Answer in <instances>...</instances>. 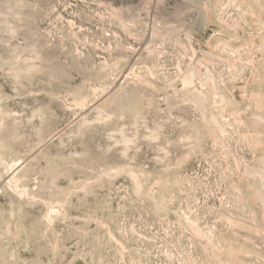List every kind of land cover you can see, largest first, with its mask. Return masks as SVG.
I'll return each mask as SVG.
<instances>
[{
  "label": "rangeland",
  "instance_id": "1",
  "mask_svg": "<svg viewBox=\"0 0 264 264\" xmlns=\"http://www.w3.org/2000/svg\"><path fill=\"white\" fill-rule=\"evenodd\" d=\"M0 264H264V0H0Z\"/></svg>",
  "mask_w": 264,
  "mask_h": 264
}]
</instances>
